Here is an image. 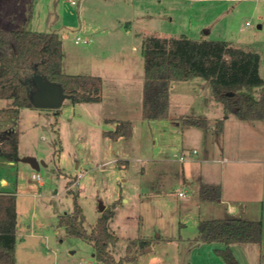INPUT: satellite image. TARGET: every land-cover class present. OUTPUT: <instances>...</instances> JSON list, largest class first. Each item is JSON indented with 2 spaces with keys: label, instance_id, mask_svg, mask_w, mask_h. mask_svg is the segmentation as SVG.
Segmentation results:
<instances>
[{
  "label": "rangeland",
  "instance_id": "1",
  "mask_svg": "<svg viewBox=\"0 0 264 264\" xmlns=\"http://www.w3.org/2000/svg\"><path fill=\"white\" fill-rule=\"evenodd\" d=\"M107 1L77 0V5H72L70 0H0V30L23 26L17 20L26 18L31 31L60 34L65 74L90 75L118 68V78L129 72L134 80L132 89L119 90L124 97L120 104L111 99L103 104H73L68 98L59 110L0 113V130L18 134L20 153L34 152L48 165L38 172L44 181L40 186L32 179L28 164L16 162L12 166L0 158L1 176L14 188L18 182L16 264H103L94 257L92 245L67 236L58 227V217L72 213L74 197L84 211L88 231L102 217L101 205L106 210L118 201L110 229L119 240L110 243L109 250L116 260L132 258L125 264H225L215 253L224 245L198 239L200 220L228 215L215 202L200 200L201 186L209 180L205 178L208 168L194 163L197 156L192 152L199 150V156L205 153L204 140L220 148L222 135L212 136L209 129L231 117L228 131L233 128L232 133L237 132L235 115L225 114L212 98L209 82L198 79L205 88L181 84V99L174 88L178 83H171L170 116L145 120L140 48L148 37L186 35L193 40L227 41L260 55V76L264 80V0ZM110 17L122 21L118 30L106 26ZM81 25H85V31L78 33ZM77 36L81 39L78 44ZM134 46L141 51H133ZM106 48L109 55L103 52ZM262 94L264 87L257 89L256 96ZM207 104L209 110L203 115L199 106ZM176 105L189 114L186 118L207 120L208 127L200 130L201 135L175 119ZM106 118H115L116 123L131 118V137L113 140L106 136V131L116 128L115 121ZM257 125L259 132L253 136L246 132L240 140L234 134L228 136L236 153L242 147V158L264 160V122ZM183 155L185 161L181 162ZM221 155H212L217 161L211 167L216 171L231 167L226 173V196H245L253 201L261 197L257 210L251 209V215L244 218L262 216L257 218L264 227V163L233 166L222 162ZM80 173L83 177L78 179ZM186 180L191 184L186 185ZM180 193L186 196L180 197ZM139 241H145L147 248L143 249ZM263 244H233L229 248L240 264H264Z\"/></svg>",
  "mask_w": 264,
  "mask_h": 264
},
{
  "label": "trees",
  "instance_id": "2",
  "mask_svg": "<svg viewBox=\"0 0 264 264\" xmlns=\"http://www.w3.org/2000/svg\"><path fill=\"white\" fill-rule=\"evenodd\" d=\"M142 55L145 120L167 119L171 83L196 79L209 82L212 98L222 105L225 114L232 113L242 121L264 120V94L256 96L257 89L264 87L260 76L261 58L257 52L234 47L227 41L193 40L182 35L178 38L148 37L143 42ZM35 76L60 86L73 104L102 101L101 77L64 73L63 42L59 34L31 31L27 25L13 31L0 30V101L7 102L2 112L19 114L22 109L35 108L31 102L36 90L32 84ZM55 115L58 116L59 111ZM180 122L183 126L208 127L204 119H182ZM223 126V121L216 122V131L222 133ZM105 134L113 140L131 137L132 123L118 121L115 130ZM18 149V134L0 131V158L16 162ZM221 196L220 185H203L200 191V200L204 203L216 202ZM115 204L106 209L88 231L84 211L74 197L72 213L60 215L58 227L63 228L67 236L92 245L94 257L103 264H125L132 258L116 260L109 250V244L119 240L110 229ZM262 235L261 220L220 218L203 219L198 223L199 240L225 246L215 249L225 264H240L230 245L259 244ZM139 242L143 249L147 248L145 241ZM16 244L17 199L14 194L0 193V264H16ZM127 251H131V246Z\"/></svg>",
  "mask_w": 264,
  "mask_h": 264
},
{
  "label": "crops",
  "instance_id": "3",
  "mask_svg": "<svg viewBox=\"0 0 264 264\" xmlns=\"http://www.w3.org/2000/svg\"><path fill=\"white\" fill-rule=\"evenodd\" d=\"M103 1L108 2L107 0H103ZM23 14H24V11H22V15ZM10 20L15 22L14 20H16V19L10 18ZM19 21H22V22H19ZM19 21L17 20L18 23H23V26H24V25H28L29 19L22 18V20H19ZM122 24H123L122 21L117 19L116 17H110L109 19L106 20V26L109 27L113 31L114 30L115 31L118 30L121 27ZM23 26H20V27L17 26L15 28H13V30L19 29V28H21ZM13 30H5V31H13ZM78 30H79L78 33H83L85 31V25H81ZM128 32L129 31H127L126 33H128ZM46 33H57V34H59L57 31L46 32ZM59 36H60V34H59ZM78 37L79 36H77V38ZM63 41L64 40H62V42ZM143 42H144V39H143ZM141 47H143V45ZM140 49H142V48H140ZM140 49L136 48L135 46L132 48V50L135 51V52L141 51ZM103 52L105 53V55H109L108 54V52H109L108 48H106V50L103 49ZM117 52H118V50H117ZM143 60H144V58H143ZM63 68H64V64H63ZM143 69H144V66H143ZM118 71H119V69L116 68L114 70L113 69H104V70H101V71H98V72H95V71L94 72H90L91 76H98V77L102 78V81H103V92H102V101H101L102 104L105 103L106 100H108V99H111L112 101L116 102V104H120V102L123 101L124 97H123V93L119 92V90L129 89V88L132 89L133 88L134 80L131 77L130 73L129 72L125 73L126 79H124V77H125L124 73H123L122 78H118V75H119V72H120V71L119 72ZM143 76H144V71H143ZM196 80H198V79H196ZM196 80L185 81V82H176V83H178V85H175V87H174L176 89V96L178 95L179 99H181V97H182L179 94L180 93L179 91L183 88L182 86H184V85H181V84H190V86H193V87L195 86L196 89L197 88L199 89L201 86H203V87L205 86L203 83H200L201 81H196ZM144 81H145V76H144ZM171 86H170L169 116H170V114L172 112V109H173V105H172V87ZM203 87H201V88H203ZM140 89L141 88H139V90H138L139 94H140ZM130 95L132 96V94H130ZM143 96H144V85H143ZM177 99H178V97H176V100ZM6 105H7V102L0 101V113H3V114L5 113V112H2L1 110L3 108H5ZM208 106H209L208 104L204 105V106L203 105L199 106L200 111L203 113V115H204V112H207L209 110ZM24 110H30V109H22L19 114H21ZM175 115H176L175 119L178 120V121H181L182 119H202V118H186V117H188L187 115H189V114H187L186 111H183L182 109H180L178 105H176V108H175ZM201 117H205V116H201ZM235 118H236V116H235ZM106 119L111 120V121H115L114 124H115V126L117 125V123H116L117 119H115V118H113V119L106 118ZM231 120H232L231 117L230 118L227 117V118L224 119L223 132L220 133L222 135V138H223V140H222L223 143H222V145L220 144V148L216 144H215V147H213V145L210 146L211 143H209L207 140H204V142L202 144H203V148H204L205 153H203L201 156H199L200 155L199 150L194 149L193 152H192V155L197 156V159H196V161H193V162L194 163H198V165H201V166L203 165V166L208 168V171H207L208 174L206 173L205 178L209 179V180H206L208 182H205V185H214V186L220 185L221 188H222L221 199L217 200L215 203L218 206L223 207V210L228 215V217L227 216H218L219 217L218 219H220V218H237L236 216H238V217H242L241 219H246V220H259L260 218H262V216H259V215L255 216L256 218H244V216L245 215H251V214H248V213L251 212V209L257 210V207H258V205L260 204V202L262 200L261 197H258V199L254 200V201L251 198L245 197V196L244 197H240V199H237L236 197H227L226 196V186H225L226 173H229V171L231 170V167L228 168L229 169L228 171L224 170L223 168H221L219 171H216V170L213 169V167H211L212 164L216 163L215 161H217V160H214L212 155H215V154L217 155L218 153L222 154L221 156L224 157L221 160L222 162L229 163L230 165H233V166H236V165H253V166H257V165H262L264 163V160H262L260 158H253V157H250V158L244 157V158H242L240 156L241 152L243 151L242 147L240 146V148H239V154L236 153L234 151V149L232 148L231 143H229V139H228V136L230 134H232V135L234 134V137L239 138V140L241 138H245L246 133L248 134V136H253L257 132H259V128L257 127L258 126L257 124L263 123L264 120H261V121H242V120H239L238 118H236L235 122L237 124L236 126H237L238 129H237V132L235 131L233 133H232V129L233 128H231V131H228V128H229L228 122H230ZM122 121H130L131 122V118H125ZM233 124H235V123H233ZM189 127H191V126H189ZM234 127H235V125H234ZM193 128L196 129L195 132H198V134H200V135L202 134V131H200V130H203L202 128H196V127H193ZM242 129L243 130L246 129V130L243 132ZM209 130H210L212 136L215 133L218 134V132L216 131L215 127H212ZM0 131L3 132V133H10L8 131H2V130H0ZM122 138H124V137H122ZM119 139H117V140H119ZM226 141H227V144H226ZM250 146L252 148L254 147L252 144H250ZM227 147L229 148V150H227ZM218 150H219V152H218ZM195 151H196V154H194ZM245 151H246V148H245ZM18 153H19V159L25 158V157H33V158H36L39 162H44L43 161L44 159L42 157H40L38 154L34 153V152L28 153L27 155H22L20 153V148H19L18 149ZM228 158L229 159L232 158V160H229ZM19 159L16 162L22 163V162L19 161ZM8 162L12 166L16 163V162H11V161H8ZM181 162H184V161H181ZM209 164H210V167H209ZM233 166H232V168H233ZM29 167H30V165H29ZM45 167H48V165H45ZM238 169H240V168H238ZM31 170L34 172V170L32 168H31ZM33 172H32V175L35 172H37V171H35L34 173ZM0 180H1L0 193H3V194H14L17 197L16 193L18 191L17 190L18 189L17 188L18 182H17L15 188L13 186H10L9 183H8V180L5 178V176H1V173H0ZM43 182L42 183L38 182V184L40 186H43L44 185ZM185 182H186V185H190L191 184L187 180ZM202 186H201V188H202ZM244 194H246V193H244ZM207 203H212V202H207ZM251 206H252V208H251ZM17 209H18V201H17ZM256 213H258V211ZM260 215H262V214H260ZM17 216H18V213H17ZM257 217H260V218H257ZM18 230H19V222H18V217H17V234H18ZM263 243H264V227H263V235H262V244ZM260 246L264 248V244L260 245ZM250 249H251V252L253 254V252H254L253 249L252 248H250Z\"/></svg>",
  "mask_w": 264,
  "mask_h": 264
},
{
  "label": "water",
  "instance_id": "4",
  "mask_svg": "<svg viewBox=\"0 0 264 264\" xmlns=\"http://www.w3.org/2000/svg\"><path fill=\"white\" fill-rule=\"evenodd\" d=\"M35 92L31 95V102L35 108H49L59 110L64 101L68 99L63 89L55 84L44 81L40 76H35L32 80ZM20 162L30 165V167L39 172L45 166L44 162H39L36 158L25 157L19 159ZM101 212L105 211V207L101 205Z\"/></svg>",
  "mask_w": 264,
  "mask_h": 264
},
{
  "label": "built area",
  "instance_id": "5",
  "mask_svg": "<svg viewBox=\"0 0 264 264\" xmlns=\"http://www.w3.org/2000/svg\"><path fill=\"white\" fill-rule=\"evenodd\" d=\"M70 2L72 3V5H77V0H70ZM247 25H249V23H247ZM80 41H81V39H80V37H78L75 42L78 44V43H80ZM84 43H88V41L87 40H84ZM194 154H196V151L194 152ZM180 160L181 161H185V155H183ZM82 177H83V173H80L78 175V179H80ZM32 179L35 180V181H37V182H39V183H42L43 182V178L41 177V175L38 172H35L32 175ZM0 183H1V180H0ZM179 196L180 197H185L186 194L185 193H180ZM80 264H85V263L82 262Z\"/></svg>",
  "mask_w": 264,
  "mask_h": 264
}]
</instances>
